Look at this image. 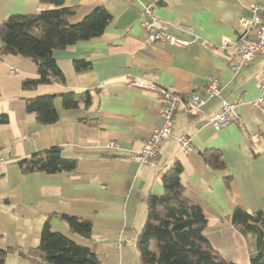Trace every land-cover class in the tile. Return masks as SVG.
<instances>
[{
    "label": "crops",
    "instance_id": "0c3cea01",
    "mask_svg": "<svg viewBox=\"0 0 264 264\" xmlns=\"http://www.w3.org/2000/svg\"><path fill=\"white\" fill-rule=\"evenodd\" d=\"M63 1L77 6L73 23L98 5L108 8L112 20L101 36L54 51L64 84L24 89L26 78L38 77L36 64L20 55H0V155L9 160L0 164V249L8 250L4 264H34L28 254L39 245L47 220L53 231L91 248L101 264H139L135 241L146 220L147 199L164 193L162 174L176 162L183 166L186 195L209 218L205 234L226 259L239 261V232L227 216L237 207L249 212L264 207V117L252 106L264 82V57L234 70L238 45L221 43L224 37L237 41L239 19L264 0ZM148 3L154 5L159 28L188 41L187 46L148 41L141 26V5ZM52 7L40 0H0V23L12 14ZM77 59L90 61L91 67L76 71ZM211 77L224 85L220 97L206 91ZM151 86L182 95L197 92L206 102L195 111H177L173 135L161 141L151 162L141 164L132 156L162 124L159 93ZM63 91H74L80 102L65 109L57 97V122L42 124L27 112V100ZM222 98L239 103L240 124L218 128L210 122ZM183 134L194 145L190 154L177 140ZM110 141L116 147H109ZM52 147L76 160V168L22 172L21 159ZM207 150L221 152L225 169L206 162ZM63 214L91 220L92 236L71 231ZM244 242L249 255L250 245Z\"/></svg>",
    "mask_w": 264,
    "mask_h": 264
},
{
    "label": "trees",
    "instance_id": "16d2710c",
    "mask_svg": "<svg viewBox=\"0 0 264 264\" xmlns=\"http://www.w3.org/2000/svg\"><path fill=\"white\" fill-rule=\"evenodd\" d=\"M52 4L31 14H12L0 23V55L15 54L31 59L38 68V77L26 78L24 89L39 84L65 83L66 76L54 56L81 41L101 36L112 20L105 5H98L81 21L71 22L77 6L63 0H40ZM76 71L91 67L85 59L74 61ZM87 104L91 102L87 92ZM60 97L65 109L79 106L80 96L74 91L58 94H39L27 100V112L36 114L42 124L58 121L55 99ZM206 162L215 170L225 169L219 150L203 153ZM23 173L71 171L77 166L74 159L65 157L59 147H52L30 158L21 159ZM183 166L174 163L162 174L164 193L151 194L147 199V216L138 233L135 248L139 264H264V207L249 212L237 207L227 216L238 230L241 259H226L205 234L209 218L204 208L186 195L182 182ZM227 183L230 178L226 177ZM61 218L74 233L90 238L92 222L63 214ZM250 245L248 255L244 241ZM8 250L0 249V264H4ZM34 264H101L99 256L89 247L76 243L65 234L52 230L50 221L43 225L40 243L28 254Z\"/></svg>",
    "mask_w": 264,
    "mask_h": 264
},
{
    "label": "built area",
    "instance_id": "2783aa9c",
    "mask_svg": "<svg viewBox=\"0 0 264 264\" xmlns=\"http://www.w3.org/2000/svg\"><path fill=\"white\" fill-rule=\"evenodd\" d=\"M138 1V0H136ZM153 4L148 3L141 5L143 18L141 26L146 33L148 41L152 43H168L174 45L187 46L188 41L177 38L169 31L159 28L158 20L153 14ZM251 15L243 16L239 19L241 32L237 41L224 37L221 46L228 47L231 44H237L239 49L240 60L233 64V69H238L241 65L248 63L256 56L264 57V3L255 2L250 6ZM140 87L148 85L138 83ZM159 93L158 100L160 103V115L162 124L153 129L151 134L144 140L142 148L134 153L133 159L141 164L151 162L160 150L162 140L173 135V118L177 111L188 113L199 109L206 100L197 92L192 95L177 94L166 87L151 86ZM224 85L217 77L209 79L206 91L210 97L221 96ZM239 103L237 101H228L225 98L221 100L220 112L210 118V122L216 127H222L228 123L236 122L240 124V115L237 112ZM253 108L264 117V82L260 85L259 95L252 101ZM182 151L185 154L194 152V145L191 137L180 135L177 137ZM115 141H110L109 147H116ZM0 155V164L8 162Z\"/></svg>",
    "mask_w": 264,
    "mask_h": 264
}]
</instances>
